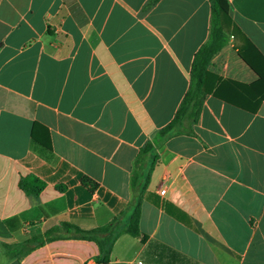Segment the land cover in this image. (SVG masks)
I'll use <instances>...</instances> for the list:
<instances>
[{
  "label": "crops",
  "instance_id": "1",
  "mask_svg": "<svg viewBox=\"0 0 264 264\" xmlns=\"http://www.w3.org/2000/svg\"><path fill=\"white\" fill-rule=\"evenodd\" d=\"M149 2L0 0V264H96L93 241L19 259L3 245L64 222L102 227L126 208L138 150L173 119L210 29L207 0ZM228 5L239 32L208 72L233 104L206 95L193 134L158 149L140 237H119L111 264H264V79L239 56L248 40L264 77V0ZM26 177L44 184L37 196Z\"/></svg>",
  "mask_w": 264,
  "mask_h": 264
},
{
  "label": "trees",
  "instance_id": "2",
  "mask_svg": "<svg viewBox=\"0 0 264 264\" xmlns=\"http://www.w3.org/2000/svg\"><path fill=\"white\" fill-rule=\"evenodd\" d=\"M160 0H150L149 5L156 4ZM210 5V29L207 41L197 50L194 55L191 71L190 86L185 93L173 119L164 127L150 135L144 145L138 150L133 161L130 176L131 199L122 213L110 223L91 230H82L70 223H61L59 226L49 229L42 235L34 236L26 241L13 245H3L8 251L12 250L15 257H23L41 247L47 242L58 239L74 238L93 241L98 246L99 255L96 264H111L110 255L116 240L122 235L133 238L140 237L139 220L141 205L145 199L150 176L158 161V149L170 138L178 135H192V126L199 118L203 98L211 94L214 97L233 104L228 99H221L216 90L217 84L222 81L208 72V66L212 58L227 44L230 36L235 37L239 32L229 16L228 0H207ZM249 47H254L245 41L239 50V56L248 66L260 76V82L264 79L248 58ZM248 55V57L246 56ZM260 56V55H259ZM234 84V83H231ZM239 87L238 84H234ZM220 87V86H219ZM82 184L91 191L97 184L88 178H83ZM19 187L31 196H37L44 188V184L35 177H26L20 180ZM127 217L126 222L124 221ZM20 253V255H19Z\"/></svg>",
  "mask_w": 264,
  "mask_h": 264
},
{
  "label": "built area",
  "instance_id": "3",
  "mask_svg": "<svg viewBox=\"0 0 264 264\" xmlns=\"http://www.w3.org/2000/svg\"><path fill=\"white\" fill-rule=\"evenodd\" d=\"M159 194L163 196L165 194V189L161 190Z\"/></svg>",
  "mask_w": 264,
  "mask_h": 264
},
{
  "label": "rangeland",
  "instance_id": "4",
  "mask_svg": "<svg viewBox=\"0 0 264 264\" xmlns=\"http://www.w3.org/2000/svg\"><path fill=\"white\" fill-rule=\"evenodd\" d=\"M6 250H7V249H6ZM7 251H8V250H7ZM8 252L13 253L12 250H11V251L9 250Z\"/></svg>",
  "mask_w": 264,
  "mask_h": 264
}]
</instances>
